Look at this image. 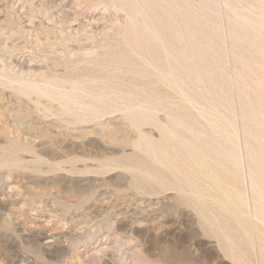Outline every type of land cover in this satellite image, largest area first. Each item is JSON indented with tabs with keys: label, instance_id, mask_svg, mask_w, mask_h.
Segmentation results:
<instances>
[{
	"label": "rangeland",
	"instance_id": "374dc122",
	"mask_svg": "<svg viewBox=\"0 0 264 264\" xmlns=\"http://www.w3.org/2000/svg\"><path fill=\"white\" fill-rule=\"evenodd\" d=\"M137 111L230 131L243 260L197 211L224 185L137 188ZM263 179L264 0H0V264H264Z\"/></svg>",
	"mask_w": 264,
	"mask_h": 264
},
{
	"label": "bare ground",
	"instance_id": "6f19581e",
	"mask_svg": "<svg viewBox=\"0 0 264 264\" xmlns=\"http://www.w3.org/2000/svg\"><path fill=\"white\" fill-rule=\"evenodd\" d=\"M192 103L194 104L195 102L192 101ZM196 104L199 103L197 102ZM201 110L203 111V108ZM145 114L137 111V117L139 119L137 124L139 123L138 125H140V127L141 125L143 126V124L156 123L158 121L157 123L160 126L162 125L163 129L160 130L161 135L159 139H156L157 141L154 142L152 140L153 138L151 136V131L147 132L139 128L141 131H143V133L139 132L140 135L143 134L141 135V140L139 141L138 139L139 147L142 149V152L148 151L149 157H143L139 154L137 155L136 163L135 160L133 163H130L132 164L130 168L135 167L137 169H134L135 172H137V188L150 194L159 193L169 189H176L180 192H184V194L186 192L188 194L189 191H191L192 193H196L195 195H199L200 193L202 195L203 192L200 191L198 187L199 184L202 185V182H206V180H204L205 178H210L217 184V186L219 185L222 187L224 185L226 189L223 188V190L226 191L224 195H227L225 196L227 201L219 205V207L223 210L222 211L220 209L222 213H220L219 210L213 208L216 207L215 205H218L217 202V204H208L204 200L197 203V211L202 222L208 228L210 227L212 232H216L220 239L223 240L227 251L230 250L234 256H241L243 260V257L247 256L249 253L247 251L250 247L252 234L246 199L244 197L239 198L240 196L237 192V190H239L237 188L242 186V181L237 171H233V165L231 164V161L235 157V146L232 147L233 138L230 131L218 123L220 119L217 117L219 116H216V118L219 120L218 121L211 113L210 115L212 116H209L206 115L208 113L204 114L200 111V115L202 114V117L206 119L205 122H208L207 126L210 127L208 129H211L212 133L207 132L206 124H200L202 122L198 119V117L196 118L195 116H191L192 118H190V115L180 116L177 114L171 117L172 122L168 121L170 120L169 118L168 120L166 119L165 122H161V118H158L160 116L154 118L151 116L152 114ZM170 115L172 116L171 113ZM142 155L144 154L142 153ZM128 165L129 164L126 166ZM195 181L198 183V186L195 185ZM229 184H231V187L227 186ZM193 186L196 189H194ZM215 188L217 187L215 186ZM255 193H257V191ZM259 193L257 194L259 195ZM190 195L192 194L190 193ZM190 195H188V197H190ZM185 197L186 200H184L186 202L189 201V198H187V196ZM232 197L236 198V200H234L235 203H231L230 198L232 200ZM193 199L197 201L195 197ZM262 199L261 200L263 202L264 197H262ZM181 200L183 199L181 198ZM195 201L194 204L196 203ZM192 203L193 202H191V204ZM234 204H236V207H233L235 210L231 207V205ZM240 240H242L243 243H241L242 241L240 242ZM262 249H264V244Z\"/></svg>",
	"mask_w": 264,
	"mask_h": 264
}]
</instances>
